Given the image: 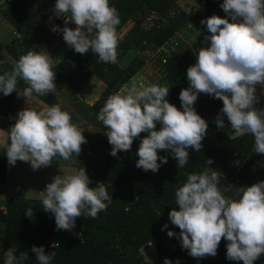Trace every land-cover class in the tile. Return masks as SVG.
Segmentation results:
<instances>
[{"label":"clouds","instance_id":"obj_1","mask_svg":"<svg viewBox=\"0 0 264 264\" xmlns=\"http://www.w3.org/2000/svg\"><path fill=\"white\" fill-rule=\"evenodd\" d=\"M220 7L226 16L214 13L201 20L209 35L204 37L206 46L195 53L196 62L187 69L189 86L179 93L181 108L166 99L167 86L138 85L135 80L108 96L97 119L112 145V156L130 151L134 138L143 132L148 135L137 149V168L157 172L168 162L158 150L169 151L178 168H183L189 160V149L200 152L207 134V121L194 107L201 93L223 102L215 117L218 129L225 127L226 116L235 137L253 135L255 153L264 154V108L255 107L260 101L257 86L264 90V0H223ZM53 11L67 18L62 28L53 25L51 30L61 32L76 53L91 50L104 63L117 62L116 28L120 19L109 0H56ZM69 22L76 27H69ZM55 67L51 55L30 50L19 56L11 71L0 75V93L8 96L15 91L27 102L0 142L10 165L27 162L35 171L50 166L57 155L66 161L73 155L78 157L82 144L87 143L83 130L72 123L71 115L59 104L40 110L28 106L34 94L56 93ZM19 80L27 86L18 88ZM157 123L161 124L159 130ZM205 163L208 167L200 173H189L186 183L176 190L179 207H173L168 215L180 231L169 229L167 234L177 236L181 247L195 259L215 257L223 237L228 242L227 259L254 264L264 254V181L236 187L233 195L226 197L218 187L219 173L209 167L213 160L208 158ZM90 183L83 166L74 173L56 175L46 184L41 192L42 207L54 215L57 230L72 231L81 215L97 218L99 212L107 210L112 195L103 182L95 187ZM232 190L229 184L223 191ZM25 216L31 218L33 209H27ZM166 228L167 224L162 226V230ZM31 251L38 264H51L55 256L54 251L46 253L43 246L33 245ZM15 253L14 247L7 249L5 264H23L29 258L28 252L19 256ZM163 264L173 262L166 257Z\"/></svg>","mask_w":264,"mask_h":264},{"label":"trees","instance_id":"obj_2","mask_svg":"<svg viewBox=\"0 0 264 264\" xmlns=\"http://www.w3.org/2000/svg\"><path fill=\"white\" fill-rule=\"evenodd\" d=\"M30 1L11 0L6 3L5 9H0V13L20 34L6 45L15 61L19 59L15 49L17 43L23 45L24 54L30 50L39 53L47 50L54 37L44 21L54 12L56 0H48L49 6L40 18L30 9ZM222 3L223 0H202L196 12L190 14L176 0H109L110 6L118 10L120 19L116 28L117 62L104 63L91 50L86 54H79L73 48L63 46L54 56L56 93L34 96L48 105L65 88L72 94L81 96L84 95L83 90L89 80L97 77L105 83L101 95L89 107L97 116L108 96L118 92L140 72L145 57L141 46L146 45L157 56L160 76L156 84L167 86L169 95L166 99L181 108L179 93L182 88L189 86L187 69L196 62L195 53H198L201 46H206L204 37L209 35L201 20L214 13L221 17L226 16L220 7ZM151 12H156L158 16L151 21L153 25L140 26L143 16ZM196 15L202 32L190 39L186 48L168 51L169 46L166 43L173 42L176 32L187 28L189 22H194L193 16ZM129 21H132L133 27L126 30L127 33L122 28ZM185 38L188 36L185 35ZM161 45L163 48L160 53L157 48ZM4 49L5 45L0 42V75L11 71L13 67L4 62ZM126 58L128 60L125 62ZM26 86L23 80H19L18 88L23 89ZM16 94L15 91L8 96L0 93V129L7 134L9 127L16 122L19 112ZM194 107L207 121V134L202 140L203 147L200 152L189 149V160L183 168H178L177 160L165 150H158V155L167 156L168 162L161 164L157 172H146L137 168L136 161L139 157L136 152L142 138L148 133L142 132L139 137L134 138L130 151H120L115 157L110 154L112 145L109 144L107 136L96 137L97 147L92 144L91 154L100 153L102 150L101 163L84 167L91 180L90 187H95L97 182H103L113 199L107 210L99 212L97 218L84 215L78 217L72 231L56 229L54 215L43 210L41 199L7 197L0 200V221L4 224L0 232V264H5V252L9 247L16 249L17 256L21 252L29 253V258L23 264H38L31 251L33 245L43 246L46 253L55 252L51 264H141L140 249L146 244H151L156 249L155 264H163L166 257L173 264L178 261H186L188 264H243V261L226 258L228 242L223 237L215 257L195 259L188 254V250L181 247L177 236L169 237L167 234L169 229L176 233L180 231L171 223L168 215L173 207H179L175 203L176 190L186 183L189 173H200L208 167L206 159L213 160L209 167L219 173L218 187L226 197L232 196L236 187L264 181V154L255 153L254 136L246 133L235 137L234 130L228 129L226 116L225 127L217 128L215 117L223 107L222 100L201 93ZM160 127L161 124L157 123V130ZM82 167H77V170ZM7 177L8 160L5 154L0 157V185ZM229 184L233 190L223 191ZM29 208L33 209L31 218L25 216ZM165 224L168 228L162 230ZM51 241H57L60 246L53 247ZM254 264H264V254Z\"/></svg>","mask_w":264,"mask_h":264},{"label":"rangeland","instance_id":"obj_3","mask_svg":"<svg viewBox=\"0 0 264 264\" xmlns=\"http://www.w3.org/2000/svg\"><path fill=\"white\" fill-rule=\"evenodd\" d=\"M176 2L190 14H194L199 8L200 4H202V0H176ZM48 6V0H37L35 4H32V11L33 7H35L36 10H34L33 12L40 18L42 13ZM142 15L143 14H141V16ZM53 17H57V15H53ZM143 17L144 20L140 24V26L142 27L153 25V22L151 21H153L155 18H158L156 12H151L150 14L148 13ZM193 17L195 18L194 22H189V26H187V28H184L181 31H177L175 34L176 38H173V42L170 41L169 43H166L169 46V48H167L168 51L175 48H186L188 44H190V39H193L200 33V31L202 32L197 22V20L199 19L198 16L196 15ZM229 19L231 18L229 17ZM52 20L53 19H51V17H48V19H46L44 23H46V25H50ZM131 22L132 21H129L127 25L122 28L123 31H126L129 28L131 29L133 27ZM118 34L121 35L120 32H118ZM185 35L188 36L187 39L185 38ZM15 36V28L8 22L6 17L2 13H0V42L5 45V49L2 51L3 60L4 62H8V64L12 66L15 62V58L11 54V52L6 49V45L10 44L11 39ZM49 44L50 45L47 47V50H45L43 54H49L53 58L57 54V50H59L60 48H64L63 46H61V43L54 37L53 39H51ZM141 48V51L145 54L144 63L140 68L139 76L137 78H134V80L138 85L156 84L160 76V69L157 63L156 53L149 50L146 45L141 46ZM161 48H163L162 45L157 48V52H160ZM127 60L128 58L125 59V62ZM121 64H124V62ZM91 80L92 81H89L84 87V95L80 96L72 94L68 89L65 88L64 90H61L59 94L54 98V101L51 105H46V103H44L34 95L29 98L28 106L35 110H40L44 106L59 104L63 111H67L71 115L72 123L83 130L82 134L85 136L87 143L82 144V150L78 157L73 155L70 160L66 161L57 155L53 158L54 161L50 166L42 167L35 171L32 170L30 163L17 161L14 166L11 165V168L8 169L9 180L6 189L10 192V194H13V196L16 197L41 199V192L45 189L46 184L52 181L54 176L74 173L75 171H77V167L79 166H92L94 163H101L102 150L100 151V153L94 151L95 154H91L93 152L91 148L92 144L96 146V137L100 135L102 137L103 135H105V129L101 121L97 119L95 111L91 110L89 107H91L95 103V100L99 98L101 92L105 88V83L103 81L101 82V80H99L97 77L91 78ZM131 82L127 85L130 86ZM257 95L260 96V101L255 105V107L260 108L264 106V90H262L259 86H257ZM15 100L16 106L19 111L27 106V102L24 97L16 96ZM4 140V137L2 138L0 136V142H3ZM3 153H6V149L0 148V157L5 156ZM21 164L25 165V167H22V170L20 169ZM7 197L8 193L4 194V192L2 193V191H0L1 200ZM3 228L4 224L0 221V232ZM140 256L142 262L141 264H155L157 260V252L155 247L151 246V244L144 245L140 249ZM178 264H188V262L178 261Z\"/></svg>","mask_w":264,"mask_h":264},{"label":"built area","instance_id":"obj_4","mask_svg":"<svg viewBox=\"0 0 264 264\" xmlns=\"http://www.w3.org/2000/svg\"><path fill=\"white\" fill-rule=\"evenodd\" d=\"M9 2H11V0H2V1H0V8H5L6 7V3H9ZM66 18H67L66 16H61V17L57 16V17L52 18L53 20L51 22L49 30L53 34L54 38H56L61 44H64L65 46L70 47L63 40V34L61 32H54V31L51 30L53 25H56V26H59V27L62 28L64 26V20ZM68 26L72 27V28L76 27V25L74 23H72V22H69ZM15 33H16L17 36H19V34L17 32H15ZM70 48H72V47H70ZM55 243H58V242L57 241H51L50 242L51 245H53Z\"/></svg>","mask_w":264,"mask_h":264},{"label":"crops","instance_id":"obj_5","mask_svg":"<svg viewBox=\"0 0 264 264\" xmlns=\"http://www.w3.org/2000/svg\"><path fill=\"white\" fill-rule=\"evenodd\" d=\"M0 1H2V0H0ZM35 2H37V0L35 1V0H31L30 1V9L32 10V4H35ZM36 6V5H35ZM0 9H5V8H0ZM34 10H36L35 9V7H33V11ZM53 15H55L56 13L55 12H53L52 13ZM50 15L49 16V18L51 17V19L52 18H54L53 17V15ZM51 25V24H50ZM50 25H47V28L49 29L50 28ZM50 31V30H49ZM39 53H44V51H41V52H39ZM139 76V73H137L136 74V76H134L133 78H131V80L128 82V83H130L132 80H134V78H137ZM89 81H92V80H89ZM102 82V81H101ZM100 82V83H101ZM128 83H126L125 85H127ZM148 85H150V84H148ZM124 87V86H123ZM16 96H18L17 94H16ZM97 100V99H96ZM95 100V101H96ZM47 105V104H46ZM0 136L3 138L4 137V139L6 138V136H7V133L4 131V130H2V129H0ZM4 155L6 154V153H3ZM22 167H25V165L24 164H21L20 165V169L22 170ZM9 168H11V165L8 163V169ZM23 171H24V168H23ZM9 173V172H8ZM8 180H9V177H8V179L7 180H5V182L3 183V184H1L0 185V191H2V193L4 192V194H6V193H8V197H16V196H13V194H10V192L6 189V186H8ZM8 188V187H7ZM6 190H7V192H6ZM6 199V198H5ZM1 200V199H0ZM4 200V199H3Z\"/></svg>","mask_w":264,"mask_h":264},{"label":"water","instance_id":"obj_6","mask_svg":"<svg viewBox=\"0 0 264 264\" xmlns=\"http://www.w3.org/2000/svg\"><path fill=\"white\" fill-rule=\"evenodd\" d=\"M15 49L19 57L23 53V45L21 43H17L15 45Z\"/></svg>","mask_w":264,"mask_h":264},{"label":"bare ground","instance_id":"obj_7","mask_svg":"<svg viewBox=\"0 0 264 264\" xmlns=\"http://www.w3.org/2000/svg\"><path fill=\"white\" fill-rule=\"evenodd\" d=\"M75 28V27H74Z\"/></svg>","mask_w":264,"mask_h":264}]
</instances>
